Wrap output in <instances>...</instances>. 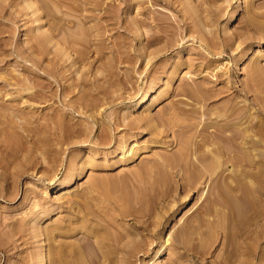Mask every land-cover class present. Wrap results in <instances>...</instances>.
I'll return each instance as SVG.
<instances>
[{"label":"rangeland","instance_id":"374dc122","mask_svg":"<svg viewBox=\"0 0 264 264\" xmlns=\"http://www.w3.org/2000/svg\"><path fill=\"white\" fill-rule=\"evenodd\" d=\"M240 1L0 0V264H264V0Z\"/></svg>","mask_w":264,"mask_h":264},{"label":"bare ground","instance_id":"6f19581e","mask_svg":"<svg viewBox=\"0 0 264 264\" xmlns=\"http://www.w3.org/2000/svg\"><path fill=\"white\" fill-rule=\"evenodd\" d=\"M91 2V1H90ZM33 3V2H32ZM236 3L237 4H239V3H241V1L240 0H236ZM108 5V4H107ZM107 7V6H106ZM30 8V7H29ZM36 9V8H35ZM89 10V9H88ZM32 12V11H31ZM231 15L228 17V21L229 20H233V19H236L237 17H238V13H237V9H235V10H233L231 13H230ZM42 18V17H41ZM93 19V18H92ZM37 20V19H36ZM136 22V21H135ZM134 24V23H133ZM138 24V23H137ZM139 25V24H138ZM137 26V25H136ZM141 27V26H140ZM131 29V28H130ZM52 30V29H51ZM142 30H143V28H142ZM46 31V30H45ZM48 31V30H47ZM46 31V32H47ZM53 31V30H52ZM141 31V30H140ZM140 31H138V32H140ZM144 31V30H143ZM41 32V31H40ZM49 33H51V32H49ZM133 33V32H132ZM226 33V32H225ZM139 34V33H138ZM144 34V33H143ZM137 36V35H136ZM139 36H141V34L139 35ZM52 38V37H51ZM137 38H138V36H137ZM141 37H139V39H140ZM53 39V38H52ZM55 39V38H54ZM139 39L137 40V41H139ZM142 40V39H141ZM146 39H143V41H145ZM57 41V40H56ZM142 41V42H143ZM148 41V40H147ZM140 42V41H139ZM59 43V42H58ZM144 43V42H143ZM142 43V44H143ZM147 43V42H146ZM141 44V43H140ZM139 44V45H140ZM144 45V44H143ZM141 46V45H140ZM250 53H252V47H248L247 49H246V51L240 56V58L237 60V63H239V62H242V61H244V60H246L247 58H249V54ZM147 54V53H146ZM67 56H69V55H67ZM146 60V59H145ZM173 69V68H172ZM173 75V74H172ZM152 84V83H151ZM155 85H149L146 89H145V91L143 92V94L140 96V97H138V99H136L132 104H131V106H130V110H132V111H134V110H140L143 106H146L145 104L147 103V102H149V100H150V97H151V95H152V93L155 91V89H156V87H154ZM151 101H153V100H151ZM151 101L149 102V104H151ZM148 104V103H147ZM150 106V105H149ZM147 108V107H146ZM137 112V111H136ZM147 115V114H146ZM142 116V115H141ZM136 117H138V116H136ZM156 117V116H155ZM155 117H153V116H148L147 118H146V120L147 121H150V120H152L153 118H155ZM155 121V120H154ZM150 122H153V120L152 121H150ZM130 124V123H129ZM150 124V123H149ZM152 125V124H151ZM154 130H156V129H154ZM158 133V132H157ZM128 139V138H127ZM127 147V148H126ZM119 148H120V151L122 152V151H126V156L128 155V157H126V159L129 161V160H131V159H133L134 158V156H135V154H136V151L135 150H133V147H132V145L131 144H129L128 143V141L127 140H124V141H122L121 143H120V145H119ZM70 174H68V176H69ZM67 176V177H68ZM64 182V181H63ZM67 182H69L68 180H66L63 184H65V183H67ZM64 191V190H63ZM65 192V191H64ZM130 241V240H129ZM166 252V250H165V247H160L159 249H157V251H156V257H155V260L156 259H158V258H161L162 256H163V254ZM159 262V261H158ZM35 264H44V262H43V257H42V255L41 254H39L38 256H37V259H36V263Z\"/></svg>","mask_w":264,"mask_h":264}]
</instances>
